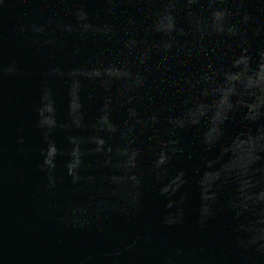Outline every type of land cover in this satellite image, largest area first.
<instances>
[{
	"label": "water",
	"instance_id": "1",
	"mask_svg": "<svg viewBox=\"0 0 264 264\" xmlns=\"http://www.w3.org/2000/svg\"><path fill=\"white\" fill-rule=\"evenodd\" d=\"M0 264H264V0H0Z\"/></svg>",
	"mask_w": 264,
	"mask_h": 264
}]
</instances>
